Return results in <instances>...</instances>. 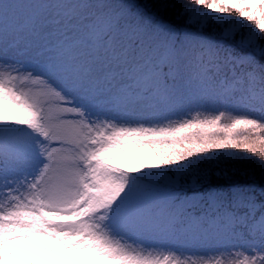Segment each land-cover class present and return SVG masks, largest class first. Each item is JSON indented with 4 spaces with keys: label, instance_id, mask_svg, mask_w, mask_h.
I'll use <instances>...</instances> for the list:
<instances>
[{
    "label": "snow or ice",
    "instance_id": "snow-or-ice-1",
    "mask_svg": "<svg viewBox=\"0 0 264 264\" xmlns=\"http://www.w3.org/2000/svg\"><path fill=\"white\" fill-rule=\"evenodd\" d=\"M66 262L264 264V0H0V264Z\"/></svg>",
    "mask_w": 264,
    "mask_h": 264
},
{
    "label": "trees",
    "instance_id": "trees-1",
    "mask_svg": "<svg viewBox=\"0 0 264 264\" xmlns=\"http://www.w3.org/2000/svg\"><path fill=\"white\" fill-rule=\"evenodd\" d=\"M141 2L150 3L151 0H141ZM167 15H168L169 19L177 20L175 14L173 12H169ZM177 21H179V20H177ZM241 167H242V170H246L247 175H243V176L238 175L236 177V179L256 180V181L259 180V178L261 176V169H260V165L258 162L257 163L249 162L247 164L242 165Z\"/></svg>",
    "mask_w": 264,
    "mask_h": 264
},
{
    "label": "rangeland",
    "instance_id": "rangeland-1",
    "mask_svg": "<svg viewBox=\"0 0 264 264\" xmlns=\"http://www.w3.org/2000/svg\"><path fill=\"white\" fill-rule=\"evenodd\" d=\"M176 19L179 20L177 16ZM127 151L133 156H140L142 158H145L146 163L151 162L150 159H147L146 157H151L152 153L146 148L129 145L127 146ZM127 163L130 164V162ZM66 264H71V262H66Z\"/></svg>",
    "mask_w": 264,
    "mask_h": 264
}]
</instances>
